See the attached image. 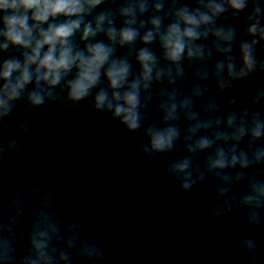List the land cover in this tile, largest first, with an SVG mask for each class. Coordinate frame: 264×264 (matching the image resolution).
I'll list each match as a JSON object with an SVG mask.
<instances>
[{
	"label": "clouds",
	"instance_id": "obj_1",
	"mask_svg": "<svg viewBox=\"0 0 264 264\" xmlns=\"http://www.w3.org/2000/svg\"><path fill=\"white\" fill-rule=\"evenodd\" d=\"M258 45L264 49V0H0V124L20 103L38 110L86 101L127 132L142 129L145 160L182 144L185 155L166 169L179 188L214 177L222 204L211 215L243 208L255 227L264 222V180L249 174L238 200L227 194L245 170L264 166ZM186 68L194 81L187 91L179 86ZM150 107L157 116L146 123ZM32 130L27 120L0 130V162L20 156V137ZM199 153H207L201 166L193 162ZM16 172L20 183L0 185V264H101L88 223H62L53 196L25 168ZM242 244L256 248L252 239Z\"/></svg>",
	"mask_w": 264,
	"mask_h": 264
},
{
	"label": "water",
	"instance_id": "obj_2",
	"mask_svg": "<svg viewBox=\"0 0 264 264\" xmlns=\"http://www.w3.org/2000/svg\"><path fill=\"white\" fill-rule=\"evenodd\" d=\"M257 51L264 55L259 45ZM192 71L186 68L179 83L185 91L194 82ZM241 86L237 82L230 93L239 96ZM156 116L150 107L146 123ZM20 120L29 121L33 130L20 137V156L0 162V185L20 183L24 177L16 169L25 168V175L53 196L62 223H88V238L104 250L101 264H264V222L249 226L246 210L235 207L212 216L222 204L214 199L219 182L212 176L184 192L167 174L168 165L185 155L179 142L173 152L145 160L139 152L143 130L127 132L86 101L38 110L20 103L0 130L15 132ZM206 155L197 154L194 164L201 166ZM249 174L264 180V166L245 170L229 197L238 200L246 191ZM246 238L256 244L251 252L243 248ZM17 247L22 252L24 242Z\"/></svg>",
	"mask_w": 264,
	"mask_h": 264
}]
</instances>
